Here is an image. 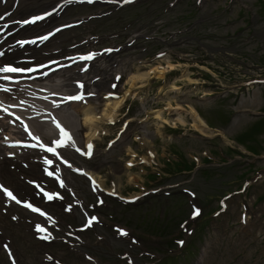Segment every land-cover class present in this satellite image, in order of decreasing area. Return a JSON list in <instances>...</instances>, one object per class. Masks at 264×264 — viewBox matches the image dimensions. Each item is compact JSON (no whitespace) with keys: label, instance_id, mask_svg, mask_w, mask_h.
I'll return each instance as SVG.
<instances>
[{"label":"rangeland","instance_id":"374dc122","mask_svg":"<svg viewBox=\"0 0 264 264\" xmlns=\"http://www.w3.org/2000/svg\"><path fill=\"white\" fill-rule=\"evenodd\" d=\"M58 1L20 0L14 16ZM122 1L66 5L40 31L76 25L22 49L29 65L93 52L75 78L115 95L137 90L144 102L127 99L115 121H100L91 156L60 150L72 167L42 153L40 163L10 165L9 185L42 214L0 215V258L9 264L1 245L10 238L21 264H264V0H130L118 10ZM154 68L132 88V75ZM156 109L167 120L160 128L148 114ZM193 109L217 131L202 134ZM76 168L96 174L101 189ZM34 183L52 197L36 196ZM107 190L138 200L129 206Z\"/></svg>","mask_w":264,"mask_h":264},{"label":"bare ground","instance_id":"6f19581e","mask_svg":"<svg viewBox=\"0 0 264 264\" xmlns=\"http://www.w3.org/2000/svg\"><path fill=\"white\" fill-rule=\"evenodd\" d=\"M18 22L14 24L13 28H19ZM38 35V34H37ZM44 41V40H43ZM14 44V43H13ZM25 55H21L17 63L21 64L22 60H25ZM94 58V57H93ZM3 59L12 62L15 57L10 53L5 52ZM73 61L76 62L75 57H72ZM1 61V60H0ZM6 61V63H8ZM4 61H1L0 67H2ZM64 64L62 63H50L44 67H35L37 71L28 74H11L13 75L12 80L2 79L3 73H0V185L1 182L10 184L11 181L5 171H7V165L5 164L4 151L8 150L10 155L14 157L18 164L25 163V159L29 158L30 153L26 149L23 151L20 144L28 142L30 147L31 156L33 162L31 164L38 163L34 158L35 153L38 154V148L41 144L46 147L54 148L56 143L54 141L59 140V133L56 128L53 118L56 122H59L61 127L65 128L72 139L75 141L73 148H79L81 151L84 149L88 150L87 145L92 144L94 139L99 136L98 125L100 121H113L115 119L117 109L123 103L125 96L121 99L111 100L109 97L111 87L106 89L96 88L94 84H91L89 91L83 93L79 86L75 83L71 84L70 75L61 72ZM16 66V65H15ZM35 66V65H34ZM33 68V66H30ZM88 66H82L81 69L77 70L85 72ZM47 69V72L45 70ZM154 68L147 71L145 74H135L130 78L132 88L138 82H146L150 78L149 72L158 74L160 70ZM41 70H44L41 72ZM41 72V73H40ZM47 73V75H44ZM76 73V72H75ZM16 81H19L18 83ZM81 83V81H79ZM139 87V86H137ZM136 87V88H137ZM4 88L10 89V91H3ZM177 88L172 86V90ZM131 92L128 91L126 94ZM55 93V94H54ZM93 93V95H89ZM82 94L93 98L95 103H103L104 107L102 111H95L88 105L85 99L81 100H66V96ZM102 94H105L102 96ZM100 95V96H99ZM47 97V99H44ZM105 97L106 100H103ZM109 99V100H107ZM23 101V103H21ZM53 102L59 104V107H55ZM5 109H7L5 111ZM159 113L155 116L158 120V128L161 127L162 123H167V120L162 116V112L153 111L152 113ZM83 115V118L79 119V114ZM20 119L17 120L16 117ZM193 118L198 122V127L202 134L206 132H212L208 128L207 123L202 117L193 109ZM182 122V118H178ZM27 125L28 131L34 136H39L40 140L37 141L30 136L28 132L24 130V126ZM68 130V131H67ZM86 132V133H84ZM62 145L63 147L69 146V142L65 139ZM82 146L84 148H82ZM19 157V159L17 158ZM65 162V160H63ZM13 166L16 165L13 163ZM50 165V164H49ZM48 165V166H49ZM47 166V167H48ZM50 167V166H49ZM92 178L95 177L92 175ZM133 180V179H131ZM5 202L11 207H15L16 201L5 197ZM1 205H3L1 203ZM30 217V215H28ZM7 219V218H5ZM9 231L13 232L14 228L9 226ZM12 256V255H11Z\"/></svg>","mask_w":264,"mask_h":264},{"label":"snow or ice","instance_id":"6c2138e0","mask_svg":"<svg viewBox=\"0 0 264 264\" xmlns=\"http://www.w3.org/2000/svg\"><path fill=\"white\" fill-rule=\"evenodd\" d=\"M89 2H91V0H89ZM35 19H41V17H36ZM25 22L27 23V21H25ZM57 31H59V29H57ZM40 39L46 40V39H48V37L47 36H43V37H40ZM30 42L31 43H35V41H30ZM20 43H22V44L23 43H29V41H21ZM108 51H111V50H108ZM0 55H3V53H0ZM93 57H94V54L93 53H89L87 56L81 57V59H83V60H91V59H93ZM41 67H44V65H41ZM34 71H37V69L36 68H32V67L14 66V65H12L10 63H5L2 67H0V73L4 74L2 76V79H4V80H12L13 79V75H11V74L31 73V72H34ZM44 75H47V73H44ZM116 79L119 80L120 77L117 76ZM16 82L18 83L19 81H16ZM78 86L80 88H83V84H80L79 82H78ZM113 87H115V85H113ZM3 91L8 92V91H10V89L4 88ZM89 95H93V93H89ZM109 95H111V93ZM44 99H47V97H44ZM65 99L66 100H81V99H83V95L82 94L70 95V96H66ZM21 103H23V101H21ZM53 104H54L55 107H59V104H56L55 102H53ZM6 110L7 109H5V111ZM16 119L19 120L20 117L17 116ZM53 121L55 122L56 128L59 129L60 134H61V139L60 140H56L54 142L57 145H62L64 140L66 139L69 142V146H73L74 147L75 146V141L72 139L71 135L68 132H66L63 127H61L59 122L55 121V118H53ZM24 130L26 132H28V134L30 136H33V139H36L37 141L40 140L39 136H34L30 131H28L27 125L24 126ZM40 146L42 148L44 147L43 144H41ZM87 148H88V151L84 152L82 154L91 156V154H92L91 150L93 148V145L91 143H89L87 145ZM47 151H53V149L48 148ZM76 151L80 152L81 150L79 148H77ZM65 163H67V161H65ZM69 167H72L71 164H69ZM76 170L77 171H81L80 169H76ZM0 189H2L13 200H16L17 203L21 202L20 200H17V198L15 196H13L12 193L7 188H5L3 185H0ZM26 206L32 207V205H30V204H26ZM33 210H37V209H33ZM49 259H51V257H49Z\"/></svg>","mask_w":264,"mask_h":264}]
</instances>
